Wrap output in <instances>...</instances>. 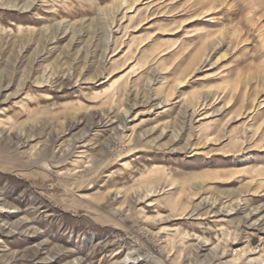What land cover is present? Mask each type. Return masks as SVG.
Segmentation results:
<instances>
[{
	"label": "rangeland",
	"instance_id": "1",
	"mask_svg": "<svg viewBox=\"0 0 264 264\" xmlns=\"http://www.w3.org/2000/svg\"><path fill=\"white\" fill-rule=\"evenodd\" d=\"M0 264H264V0H0Z\"/></svg>",
	"mask_w": 264,
	"mask_h": 264
}]
</instances>
